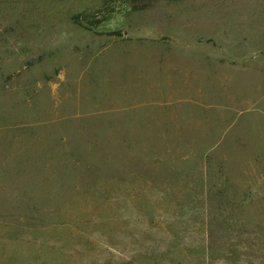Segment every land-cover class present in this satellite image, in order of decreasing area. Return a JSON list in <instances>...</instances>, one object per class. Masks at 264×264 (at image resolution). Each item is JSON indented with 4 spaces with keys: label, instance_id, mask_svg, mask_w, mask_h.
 <instances>
[{
    "label": "rangeland",
    "instance_id": "obj_1",
    "mask_svg": "<svg viewBox=\"0 0 264 264\" xmlns=\"http://www.w3.org/2000/svg\"><path fill=\"white\" fill-rule=\"evenodd\" d=\"M111 52L181 135L76 104ZM0 264H264V0H0Z\"/></svg>",
    "mask_w": 264,
    "mask_h": 264
},
{
    "label": "crops",
    "instance_id": "obj_2",
    "mask_svg": "<svg viewBox=\"0 0 264 264\" xmlns=\"http://www.w3.org/2000/svg\"><path fill=\"white\" fill-rule=\"evenodd\" d=\"M127 55L119 52L108 53L104 60L98 61L95 72L88 73L87 65L81 73L74 76L72 79L75 82L73 88H75V94L77 93L78 98L76 104L83 102L79 100L80 97L90 94L94 79L99 80L101 86L99 103L104 99L111 104L115 103L118 110L120 106L123 111L137 110L139 116L145 118L141 122L142 126H138L140 122L136 119L128 121L129 124L134 125L129 128L121 126L122 123L116 121L115 129L117 130V135H181V131H173V129H181L179 124L173 123L174 119L181 120V117L179 115L173 117V113L177 111H174L173 107H171V90L167 85L168 90L164 89L166 83L154 78L156 77L155 72H162H158V68L155 71L151 67L147 69L138 64L137 58H131ZM86 73L88 74L87 76H85ZM116 74L117 79H115ZM108 82L112 87L108 86L106 88V83ZM115 88H119L121 91L117 98H115V94L111 95ZM111 100L113 101L111 102ZM184 119L187 118L184 117Z\"/></svg>",
    "mask_w": 264,
    "mask_h": 264
}]
</instances>
